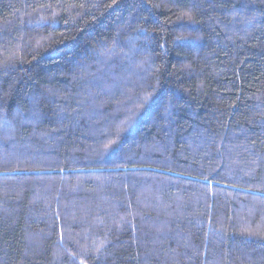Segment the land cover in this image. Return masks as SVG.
<instances>
[{"label": "trees", "instance_id": "trees-1", "mask_svg": "<svg viewBox=\"0 0 264 264\" xmlns=\"http://www.w3.org/2000/svg\"><path fill=\"white\" fill-rule=\"evenodd\" d=\"M0 264H264V0H0Z\"/></svg>", "mask_w": 264, "mask_h": 264}]
</instances>
